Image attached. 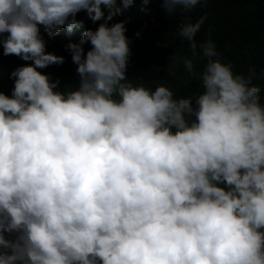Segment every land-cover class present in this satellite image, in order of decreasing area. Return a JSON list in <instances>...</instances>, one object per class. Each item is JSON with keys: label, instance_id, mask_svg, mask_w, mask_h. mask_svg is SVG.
Instances as JSON below:
<instances>
[{"label": "clouds", "instance_id": "1", "mask_svg": "<svg viewBox=\"0 0 264 264\" xmlns=\"http://www.w3.org/2000/svg\"><path fill=\"white\" fill-rule=\"evenodd\" d=\"M196 4L164 0L170 15ZM80 10L95 22L119 7L0 0L3 54L32 61L0 93V264H264V102L251 84L264 69L233 74L194 39L204 17L181 23L207 63L194 101L174 99L127 83L124 23H101L65 46L79 82L55 91L37 69L64 57L45 52L38 25L71 33Z\"/></svg>", "mask_w": 264, "mask_h": 264}, {"label": "trees", "instance_id": "2", "mask_svg": "<svg viewBox=\"0 0 264 264\" xmlns=\"http://www.w3.org/2000/svg\"><path fill=\"white\" fill-rule=\"evenodd\" d=\"M116 3L119 12L107 21L102 17L94 22L85 10L78 11L75 19L80 26L71 33L66 26H61L57 34L49 37L44 27L38 25L45 52L64 57L61 64L37 69L50 81H57L55 91L70 90L79 82L77 65L71 61L65 46L69 42L78 43L85 30L95 31L101 23L107 26L124 23L129 48L125 67L127 83L148 90L164 86L172 92L174 99L189 98L194 101L203 91L198 74L203 72L207 63V58L199 55V49L197 56L193 57L189 42L177 34L181 23L195 22L204 17L194 39L198 43L212 40L217 52L212 59L230 65L233 74L246 76L250 69L259 74L264 69V0H197V4L187 12L177 9L171 15L166 12L164 0H132L127 7L122 5L121 0H116ZM101 10L106 16L108 9L101 5ZM137 32L139 35H136ZM6 36L7 33H0V41ZM90 48V43L85 41L82 55ZM174 57L191 59L192 72H187L183 63ZM31 63L17 55H4L0 43V93L11 96L15 77L10 78V73ZM251 84L259 88L258 95L264 102V78H253ZM5 235L12 238L9 234Z\"/></svg>", "mask_w": 264, "mask_h": 264}]
</instances>
